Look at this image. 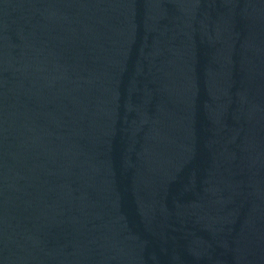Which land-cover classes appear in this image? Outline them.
<instances>
[{
    "label": "water",
    "instance_id": "95a60500",
    "mask_svg": "<svg viewBox=\"0 0 264 264\" xmlns=\"http://www.w3.org/2000/svg\"><path fill=\"white\" fill-rule=\"evenodd\" d=\"M0 264H264V0H0Z\"/></svg>",
    "mask_w": 264,
    "mask_h": 264
}]
</instances>
